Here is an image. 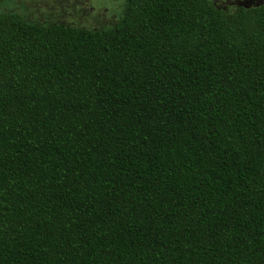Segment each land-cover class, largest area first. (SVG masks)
Listing matches in <instances>:
<instances>
[{"label": "trees", "instance_id": "obj_1", "mask_svg": "<svg viewBox=\"0 0 264 264\" xmlns=\"http://www.w3.org/2000/svg\"><path fill=\"white\" fill-rule=\"evenodd\" d=\"M0 9V264H264V5L126 0L89 30Z\"/></svg>", "mask_w": 264, "mask_h": 264}, {"label": "rangeland", "instance_id": "obj_2", "mask_svg": "<svg viewBox=\"0 0 264 264\" xmlns=\"http://www.w3.org/2000/svg\"><path fill=\"white\" fill-rule=\"evenodd\" d=\"M216 8L233 12L237 8L253 9L264 0H208ZM24 5L32 20L59 23L89 30L113 26L123 15L126 0H0L1 12L12 11L23 16Z\"/></svg>", "mask_w": 264, "mask_h": 264}]
</instances>
